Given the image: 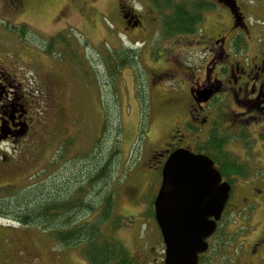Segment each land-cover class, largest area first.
<instances>
[{
	"label": "rangeland",
	"instance_id": "obj_1",
	"mask_svg": "<svg viewBox=\"0 0 264 264\" xmlns=\"http://www.w3.org/2000/svg\"><path fill=\"white\" fill-rule=\"evenodd\" d=\"M181 1L194 3L193 0H174ZM66 2L64 0L63 4ZM112 5L113 0H105L98 7L100 12L94 15L86 13L78 16L75 9H72L69 24L60 26L51 13L28 14L21 27L5 24L0 20V57L3 55L16 60L18 64L14 66L21 70L17 72L24 84L31 91L36 90L40 94L37 96L39 106H46L45 109L42 107L37 110L38 120L44 123L46 119L43 126L46 129L43 132L46 133L43 136L36 134L32 140L23 141L21 145L11 148L7 146L4 150L7 158L0 159V192L22 186L30 188L28 186L45 179L48 172L60 180L67 178L66 185L76 189L81 179L78 177L81 169L84 172L87 165L84 172L86 174L102 167L111 156L106 153L109 151L107 148L118 142L121 149L113 159V173L109 181L112 182L114 192L113 215L121 218L120 227L114 235L115 243L123 249V262L120 264H131L132 261L134 264H163L160 254L163 246L160 238L158 244L156 236L159 235L158 228L154 220L146 215L151 199L156 196L160 185L157 177L155 179L148 169L153 164L149 161L148 154L163 146L173 128L178 127V134L184 130L181 120L187 118L190 110L187 104L189 84L195 79L193 75H202H198L196 71L197 62L202 55L195 51L194 42L198 40L201 44V36L215 34L217 30H214L216 27L213 25L225 28L230 22V16L226 11H222L220 17L208 14L203 20V28H199L202 33L171 36L167 31L155 28L154 17V21L145 19L149 28H121L120 25L119 28H112V24H120L116 14L110 11ZM132 5L138 6L136 2ZM255 13L254 17L261 19L258 12ZM25 28L26 36L22 40L21 31ZM61 30L72 33L70 39L76 40L74 46L80 54L84 52L90 56L92 64L87 67L88 73L86 65L82 67V63L73 60L69 48L67 53L63 51L60 54V59L46 53L43 47L47 42L46 36L55 35ZM68 42L72 44L71 40ZM121 45L135 50L137 59L134 66L120 69L117 77L111 78L104 64L99 67V63L93 61L96 59L94 51H99L104 57L106 52ZM84 47L87 49L84 50ZM156 68L159 71L153 76L152 71ZM170 97L177 101L173 106L165 102ZM55 103L59 105L58 110ZM204 108L206 109V105ZM107 117L109 124L106 122ZM106 124L109 129L101 139L102 156L91 161L93 158L89 157L90 148ZM213 124L217 129H225L229 137L242 136L240 131L229 134L226 127L233 128L234 125L227 117L225 108L218 112L216 123ZM184 132L186 133L185 130ZM201 134L205 133L202 131L195 136ZM186 137L196 140L193 136ZM68 138L73 142L70 148V168L66 169L64 166L58 170L59 166H54L49 171L40 172L44 166L48 167L47 164L58 150L60 142ZM253 148L259 150L256 157L259 177L251 178L246 175L245 179H240L232 176L230 180L233 186H240L246 181L254 183L257 190L264 188V166H258L264 165V150L260 144ZM236 151L238 157L245 158V153L251 151L250 145L242 143ZM77 154L83 155L85 163H81L82 165L77 162ZM74 160L75 164L72 163ZM88 188L90 197L87 202L100 205L101 184ZM242 191L241 186L237 187L238 194ZM98 209L101 210V207ZM98 213L99 210L95 215ZM244 221L246 226L251 227L246 232L242 230L246 233L242 250V259L245 260L248 244L264 232V209H257L250 220L247 221L244 217ZM237 227L229 224L227 232L236 235L234 229ZM235 235L233 238L225 236L222 239V243H227L222 250L234 248L237 242ZM225 254L228 259L229 253ZM78 255L80 254L75 248L60 246L43 229L6 219L0 220V264H78Z\"/></svg>",
	"mask_w": 264,
	"mask_h": 264
},
{
	"label": "flooded vegetation",
	"instance_id": "obj_2",
	"mask_svg": "<svg viewBox=\"0 0 264 264\" xmlns=\"http://www.w3.org/2000/svg\"><path fill=\"white\" fill-rule=\"evenodd\" d=\"M63 1L0 0V20L8 25L21 27L25 24L24 18L28 14L51 13L58 21L57 25L60 26L69 24L72 9H75L78 16L86 13L94 15L100 12L98 7L105 0H66L65 4ZM149 1L113 0L114 5L111 6L110 11L116 14L120 24L114 23L112 28H119V25L121 28H149L145 19L154 21V18L156 19L155 28H162L161 15ZM193 1L201 7L194 9L195 13L202 16L199 28H203L206 15L220 17L223 14L222 11L229 14L230 22L225 28L213 25L216 27L214 30H217L215 34L209 37L201 36L203 41L201 44L198 40L194 42L195 51L202 55L197 62L196 71L198 75L199 73L202 75L197 77L193 75L195 79H192L189 84L187 104L190 110L188 109L187 118L181 120L183 129L186 127L184 129L186 133L179 129L180 134H178V127L173 128L163 146L149 152V161L153 164L148 169L155 179L157 177V181L159 176L161 180V170L169 154L177 148H185L194 152L196 145L204 142L203 137H209L208 135L214 131L213 123H216L218 112L225 108L227 117L234 125L233 128L225 125L229 134L233 135L240 131L242 135L231 137L226 144V149L236 159L246 175L257 178L260 175V170L256 169V157L259 155V150L254 149L253 146L260 144L264 150V0L258 2L251 0ZM135 2L138 4L137 7L132 5ZM175 3H184V1ZM255 12H258L262 20L254 17ZM14 64H18L16 60L3 55L0 57V159L1 157L7 158L4 152L7 146L10 148L18 146L23 141L32 140L36 134L43 136L46 133L43 132L46 130L43 127L46 119L42 123L37 117V110L42 107L45 109L46 106H39L37 96L40 94L36 90L31 91L28 85L24 84V80L17 72L21 70L15 68ZM158 71L157 68L153 69V76ZM49 81L52 80L49 79ZM196 89L199 90L195 93ZM191 91L194 94H191ZM202 91H208L211 94L206 102L201 101ZM35 99H37L36 102ZM169 99L165 101L167 105L173 106L177 103L173 97ZM57 103L59 104L58 97ZM58 108L59 105L56 104V110ZM189 125L194 129L188 133L189 127L187 126ZM202 131L205 134L195 136ZM187 135L195 137L196 140L189 139ZM242 143L250 145L251 151L245 153V158L238 157L236 154L238 145ZM258 166L263 167L264 165ZM230 185L229 199L216 222L214 233L206 240L208 244L206 252L198 256V264H226L227 262L230 264H264V232L248 244L246 258L242 259L246 235L243 232L251 228L246 226L244 217L248 221L257 209H264V188L257 190L253 186L254 183L243 181L240 185L243 191L238 194L236 189L240 186ZM229 224L238 226L234 229L236 235L230 231L227 232ZM234 235V238H237L236 244H231L234 248L222 250L227 245L226 242L222 243V239L225 236L233 238ZM156 236L158 244L161 240L163 246L160 254L164 261L165 246L160 233ZM226 252L229 253L228 259ZM77 263L88 264L81 255H78ZM131 264L134 262L132 261Z\"/></svg>",
	"mask_w": 264,
	"mask_h": 264
},
{
	"label": "trees",
	"instance_id": "obj_3",
	"mask_svg": "<svg viewBox=\"0 0 264 264\" xmlns=\"http://www.w3.org/2000/svg\"><path fill=\"white\" fill-rule=\"evenodd\" d=\"M149 2L160 13L161 30L167 31L168 35H193L199 31L198 26L201 23L202 16L194 11V9L201 8L197 3H175L174 0H150ZM26 29L21 31L22 40H25ZM70 35L72 33L65 32V30H61L55 35H48L46 36L47 42L44 43L43 47L47 54H52L57 59H60V54L63 51L67 53L69 48L73 60L82 63V67L86 65L85 68L88 73L87 67L92 64V60L88 54H84V52L80 54L78 48L74 46L76 40L74 38L70 39ZM69 40L72 44L68 42ZM85 49L87 48L84 47ZM94 52L96 53V59L93 61L96 60L99 67L104 64L106 71L111 74V78H116L120 69L134 66L137 59V52L123 45L106 52L104 57L101 56L99 51ZM108 120L107 117L106 122ZM107 123L109 124V122ZM108 124L102 127L101 133L96 137L90 148L89 157L93 158L91 161L100 159L102 156L101 139L109 129ZM187 127H189L187 129L188 133L194 129L190 125ZM224 130L215 127L214 131L208 135L209 137L204 139L205 142L197 144L194 150L197 153L207 154L212 158L222 178L231 184L230 177L245 179L247 176L242 167L237 164L236 159L226 149L229 136ZM60 143L55 155L49 160L48 167L44 166L43 169H40V172L49 171L54 166H59L58 170L64 166L66 169L70 168V148L73 142L68 138ZM116 144L107 148L109 151L106 153H110L111 156L107 158L102 167L95 168L93 173L90 171L86 174L84 172L87 165L84 172L81 169L78 175L81 179L78 181L76 189L66 185L68 184L67 178L63 180L58 178L59 181L52 174L49 175L48 172L45 179L28 186L30 188L25 189L22 186L19 189H7L0 192V219H6L20 225H33L41 230L43 229L60 246L75 248L88 264H120L123 262L121 261L123 249L115 243L114 235L120 227L121 218L113 215L114 192L112 182L109 181L113 173V168H111L113 159L121 149L120 144L118 142ZM76 156L79 164L85 163L83 162V155L79 156L77 154ZM75 162L76 160L72 161L73 164ZM75 167H78V165ZM96 184H101L100 205L97 206L87 202L90 197L88 187H94ZM154 197L151 199L148 211H146L147 217L153 220L152 202ZM94 204L97 203L94 202ZM100 207L101 210L98 209ZM98 210L99 213L95 215Z\"/></svg>",
	"mask_w": 264,
	"mask_h": 264
},
{
	"label": "water",
	"instance_id": "obj_4",
	"mask_svg": "<svg viewBox=\"0 0 264 264\" xmlns=\"http://www.w3.org/2000/svg\"><path fill=\"white\" fill-rule=\"evenodd\" d=\"M210 96L208 91L200 93L204 102ZM230 190L208 156L185 148L169 154L153 202L154 218L165 245L164 264H198Z\"/></svg>",
	"mask_w": 264,
	"mask_h": 264
}]
</instances>
